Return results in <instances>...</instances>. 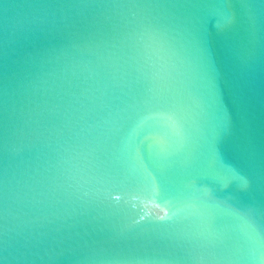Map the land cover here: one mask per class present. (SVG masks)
Returning <instances> with one entry per match:
<instances>
[{"label":"water","instance_id":"obj_1","mask_svg":"<svg viewBox=\"0 0 264 264\" xmlns=\"http://www.w3.org/2000/svg\"><path fill=\"white\" fill-rule=\"evenodd\" d=\"M0 264H264V0H0Z\"/></svg>","mask_w":264,"mask_h":264}]
</instances>
